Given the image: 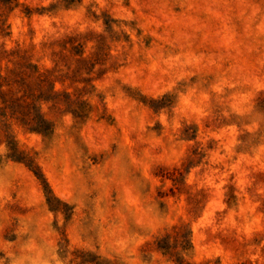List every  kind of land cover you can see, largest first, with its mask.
<instances>
[{
    "label": "rangeland",
    "instance_id": "rangeland-1",
    "mask_svg": "<svg viewBox=\"0 0 264 264\" xmlns=\"http://www.w3.org/2000/svg\"><path fill=\"white\" fill-rule=\"evenodd\" d=\"M0 264H264V0H0Z\"/></svg>",
    "mask_w": 264,
    "mask_h": 264
}]
</instances>
